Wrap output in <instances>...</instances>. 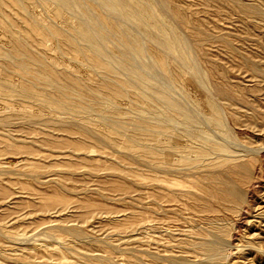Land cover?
Segmentation results:
<instances>
[{
	"label": "rangeland",
	"instance_id": "rangeland-1",
	"mask_svg": "<svg viewBox=\"0 0 264 264\" xmlns=\"http://www.w3.org/2000/svg\"><path fill=\"white\" fill-rule=\"evenodd\" d=\"M151 4L191 43L201 84L174 72L173 86L168 58L99 0L66 10L53 0H0V264H264V0ZM87 22L106 57L127 69L113 63L112 77L88 50H73L85 47L73 35ZM121 29L140 40L142 55L125 49ZM22 53L44 67L23 71L12 60ZM35 69L109 100L90 114L47 107L42 95L57 92L41 88ZM125 79L147 100L162 89L179 101L182 90L194 100L211 94L223 129L206 122L205 105L185 109L225 149L196 167L176 161L168 122L148 117L160 107L125 98Z\"/></svg>",
	"mask_w": 264,
	"mask_h": 264
},
{
	"label": "bare ground",
	"instance_id": "bare-ground-1",
	"mask_svg": "<svg viewBox=\"0 0 264 264\" xmlns=\"http://www.w3.org/2000/svg\"><path fill=\"white\" fill-rule=\"evenodd\" d=\"M53 1L57 3L59 10H66L70 7V5L74 0H53ZM99 1L103 5V7H105L108 10L107 12L121 16L122 19L125 21V23L129 22L137 25L138 28H140L141 32L148 37L149 41L153 43L164 54L166 60L168 58V66L166 65V62H164L162 66L165 68L168 67V74L170 75L169 81L173 86H175L176 88L178 86V84L175 83L174 72L185 73L188 76L195 78L198 84L202 83L200 67L197 64L195 56L192 54L193 47H191V43L189 44L187 43L188 41L186 42L185 40L180 38L175 33L173 28L170 25H168V23L162 17L157 16L155 14L153 6L151 4L152 0H99ZM90 22L92 23L93 21L90 19ZM89 23L88 22L81 23L79 25V29H76L73 35L75 41L79 39L84 43L85 47L83 48L78 47L79 49L73 47V50L74 51L88 50L93 57L100 59L101 61L100 65L103 68L107 69V71H109L107 73H109L110 76L115 77L116 72L114 70L115 67L112 66L113 63H116L118 66H120L123 69H127V66L122 59L114 60L106 57L102 49V43H103L102 39H104V37L102 36V34L97 33L94 29H92ZM118 25L120 26V23ZM142 28L145 31H143ZM115 33L120 37H122L124 41H126L125 49L127 51H133L137 55H142L144 50H142L143 48L141 47L140 40L136 36H134L129 30L121 29L120 31H115ZM44 39L45 38H42L40 39V41ZM141 40H142L141 42H143L142 38ZM139 58L142 59L143 57H139ZM12 60H14L16 65L19 66L23 71H27V72L30 71L29 63L35 64V66L38 67H44V65L41 62L33 61L29 58V56L23 53L19 57H12ZM37 70L35 69V74H32V77L42 84L41 88L54 89L57 92L56 96H51L48 94L42 95L43 96L42 101L46 103L45 105H47V107L48 105L54 106L60 112H64L67 114H72L74 113V111L76 112L75 107H78L82 113L90 114L93 111L101 112L103 110L102 107L103 102L105 100H109V97L104 96L101 93H97L94 89H90L86 86H83L82 88L76 87L74 84H71L69 80L64 79L63 81H58L57 79L50 77L47 72H40ZM130 73L132 76L138 75L137 72L133 70H130ZM123 84L124 85L120 87L123 88L124 90L125 98L129 96V92H132L138 96L137 99L141 100L142 102L149 103L151 107H155L156 109L160 107L161 110L159 109V112L153 113L151 111L150 116L148 117L154 121L159 120L160 122L163 123L168 122V129L170 130V133H168V154L174 157L176 161L180 162L181 164H184L186 163L187 160L190 159L199 160V162L195 164L196 167L197 165L202 164L205 161H208V159H212V158L215 159V157L218 155V151L225 149V145L219 142L217 140V137L216 139L213 137V135L215 134L214 132L212 135V133H210L211 131L209 128L208 131H205L196 125L195 119L193 117L194 114L191 115L186 110L187 108L184 105L185 102L192 101L195 105L194 108L198 110L202 109V105H205L209 109V114H207L205 117L206 122L208 124H211L216 129H223L224 116L220 111L221 108L219 109V106L217 105L214 97L211 94L206 92L204 98L200 100H194V99H190L188 94L182 90L183 95H181L182 97L181 99L183 100L179 101L177 100V98L174 97V95H172L169 92L167 94L166 91H163L165 89H162L157 93L158 95L155 96L153 99L147 100V98H145L143 93L136 88L135 82L132 79H125ZM44 86L45 88H43ZM11 89L10 92L12 91ZM33 94L41 95L39 93H33ZM112 94L119 97L121 96V93L119 92H112ZM162 113L164 114L168 113V116L166 118H161L160 114ZM101 116L102 118H105L103 117L104 115ZM199 122H201V119ZM205 252L209 256H215L218 253V249L216 247L210 246L205 249Z\"/></svg>",
	"mask_w": 264,
	"mask_h": 264
}]
</instances>
